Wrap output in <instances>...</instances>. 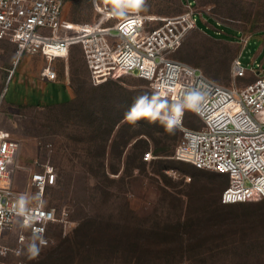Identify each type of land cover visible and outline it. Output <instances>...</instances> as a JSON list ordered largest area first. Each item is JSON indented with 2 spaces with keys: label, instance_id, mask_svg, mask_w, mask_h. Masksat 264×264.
<instances>
[{
  "label": "rangeland",
  "instance_id": "374dc122",
  "mask_svg": "<svg viewBox=\"0 0 264 264\" xmlns=\"http://www.w3.org/2000/svg\"><path fill=\"white\" fill-rule=\"evenodd\" d=\"M193 1L202 12L196 13L198 29L187 35L174 57L230 86L235 56L241 53L242 62L251 68L261 46L258 32L264 31V0ZM185 2L147 0L142 13L177 15L186 11ZM109 7L104 0H66L62 32L88 30ZM117 20L108 17L105 24ZM215 21L240 31V37L250 35L248 41L239 45L238 37H211L207 33ZM46 64L41 55L18 60L14 43L0 46V127L21 142L15 173L44 162L55 166L57 183L47 190V205L57 212L68 207L69 223L50 225V241L44 247L28 235L22 252L7 254L0 264L50 262L58 257L53 248L74 236L83 223L92 230L99 228L100 235L94 242L78 244L64 264H264V197L240 206L223 205L225 175L175 158L180 128L176 140L158 122L125 121L133 99L153 91L147 80L120 72L93 76L79 43L71 46L68 58L53 61L58 72L55 82L39 78ZM184 123L203 124L192 112H186ZM147 127L157 131L160 144H167L172 155H156L157 143L142 134L139 137L148 141L147 147L140 144L143 152L151 150L154 157L139 162L133 131ZM27 178L20 174L16 186L27 189ZM171 227L178 229L181 240L168 250L162 246L163 235H170ZM19 232L18 228L5 231L0 242L15 246ZM153 237L156 244L150 243ZM33 242L41 249L35 258L28 252Z\"/></svg>",
  "mask_w": 264,
  "mask_h": 264
},
{
  "label": "built area",
  "instance_id": "2783aa9c",
  "mask_svg": "<svg viewBox=\"0 0 264 264\" xmlns=\"http://www.w3.org/2000/svg\"><path fill=\"white\" fill-rule=\"evenodd\" d=\"M66 0H0V40L16 46L18 60L24 55H41L47 60L39 78L56 81L58 72L52 63L66 59L71 46L79 43L86 65L93 76L120 72L147 80L152 90L168 93L173 101L186 91L203 96L196 117L201 127L185 125L175 158L199 168L225 175L227 185L221 193L223 203L247 202L264 197V67L253 60L247 68L241 53L231 64L234 83L224 85L209 77L201 67L174 57L187 35L198 28L193 0H186L185 12L160 16L140 13L142 20L118 19L105 24L108 15L88 30L76 34L62 32ZM202 13V12H199ZM250 35L239 38L243 44ZM252 75L253 79L237 80ZM193 113V112H192ZM1 117V110H0ZM21 142L0 127V238L5 231L19 229L15 246L0 242V258L20 254L31 235L40 247L49 244L48 229L54 223L68 224L70 211L60 212L47 205V190L57 183V171L50 162L31 170L28 188L14 186L15 166ZM154 157L151 150L144 160ZM19 167L18 165L16 168ZM20 194L31 199L24 215L17 213ZM43 239L44 244L39 240ZM189 264V263H182Z\"/></svg>",
  "mask_w": 264,
  "mask_h": 264
},
{
  "label": "clouds",
  "instance_id": "9594fccd",
  "mask_svg": "<svg viewBox=\"0 0 264 264\" xmlns=\"http://www.w3.org/2000/svg\"><path fill=\"white\" fill-rule=\"evenodd\" d=\"M104 3L110 5L106 10L110 18L125 19L133 17V22L142 20L140 13L147 10V0H104ZM203 96L197 91H186L182 97L170 101L166 91L155 89L149 94L145 92L136 96L133 103L124 114V119L129 124L137 125L139 121L144 120L149 124L159 123L164 131L173 134L174 131L182 126L183 117L186 112L198 113L199 106ZM31 199L27 194H20L16 202L17 213L24 215L27 211V205ZM44 244L43 239L39 240ZM41 249L36 242L28 246V252L31 258L39 255Z\"/></svg>",
  "mask_w": 264,
  "mask_h": 264
},
{
  "label": "trees",
  "instance_id": "16d2710c",
  "mask_svg": "<svg viewBox=\"0 0 264 264\" xmlns=\"http://www.w3.org/2000/svg\"><path fill=\"white\" fill-rule=\"evenodd\" d=\"M67 101V100H66ZM64 101V102H66ZM121 117L118 118L114 124H117V121H120ZM157 131H154L152 129H150V127L147 128H136L133 131V140H135L133 142V148L136 150L137 149V153H138V158H139V162L141 164H145L146 161L143 159V146L141 147L140 144L143 143L144 147L148 146V141L139 137L142 134L147 135L150 138H153V140H155V142L157 143V146L154 148V152L156 155H160V156H170L172 155V150L168 147L167 144L165 143H161V138L156 136ZM160 133V132H158ZM163 133V132H162ZM165 134H167L165 132ZM174 137L176 138V140L179 137V133L178 130L176 129L174 131L173 134H170V137ZM157 140V141H156ZM140 146V148H139ZM228 183V182H227ZM227 185V184H226ZM225 185V186H226ZM224 186V187H225ZM224 187H222V190L224 189ZM221 199V198H220ZM223 205H245V202H239V203H223ZM169 233L170 235H163L164 237V241H166L165 244H163L162 246H167L168 250H171L172 247H177L180 243V238H179V231L177 228L171 227V229H169ZM100 235V229L99 228H95V229H91L89 225L83 223L80 227L77 228L76 234L74 236H68L65 237L61 240V242L55 247L53 248V253H58L57 254V258H55L54 260H51L50 262H42V264H64L67 262L68 259L72 258V254L75 251V248L78 246V244H89L90 242H94L96 238V235ZM154 240H150V243H154L156 244V238L157 237H153Z\"/></svg>",
  "mask_w": 264,
  "mask_h": 264
},
{
  "label": "crops",
  "instance_id": "0c3cea01",
  "mask_svg": "<svg viewBox=\"0 0 264 264\" xmlns=\"http://www.w3.org/2000/svg\"><path fill=\"white\" fill-rule=\"evenodd\" d=\"M211 19V18H210ZM206 21V20H205ZM206 22H208V20L206 21ZM209 28H212L213 30H212V32H209V30H208V32L210 33V34H213V35H215L216 37H218V38H225V39H231L232 37H238V39H236L235 41L240 45V41H239V37H240V31H237V33L234 31L235 29H233V28H231V27H229V26H226V25H223L222 23H220V22H218V21H215V25H213V24H210L209 25ZM198 29V28H197ZM200 30V29H199ZM201 31H203L204 33H206L204 30H201ZM209 33H207L208 35H209ZM259 34H261V37H262V43H261V46H260V48L258 49V51H257V53H256V58L254 59V60H256V62H258V63H261L262 65H263V67H264V31H261V32H258ZM240 34V35H239ZM239 35V36H238ZM243 35V34H242ZM218 38H216V39H218ZM11 41H9V40H0V46L2 47V48H6V47H8L9 45H11ZM238 55V54H237ZM13 72V71H12ZM230 72H231V68H230ZM250 75V74H249ZM252 76V75H251ZM251 79H253V76L251 77ZM47 82H55V81H47ZM24 167V166H23ZM25 169H27L26 167H24ZM31 170H32V168L30 169L29 168V170H25V172L23 171V172H17V173H15V174H17V175H15L14 174V176L16 177V178H14V187L16 188V189H18V190H20V191H23V190H26V189H24V187H22V186H16V182H17V179H18V177L20 176V174L22 175L23 173L26 175V176H28V180H29V177H30V174H31Z\"/></svg>",
  "mask_w": 264,
  "mask_h": 264
},
{
  "label": "flooded vegetation",
  "instance_id": "af4514ba",
  "mask_svg": "<svg viewBox=\"0 0 264 264\" xmlns=\"http://www.w3.org/2000/svg\"><path fill=\"white\" fill-rule=\"evenodd\" d=\"M209 35H210L211 37H213V38H218V37H216V36L213 35V34H210V33H209Z\"/></svg>",
  "mask_w": 264,
  "mask_h": 264
}]
</instances>
